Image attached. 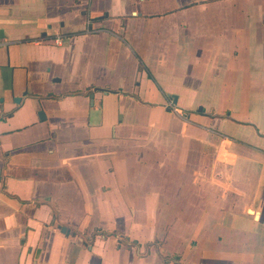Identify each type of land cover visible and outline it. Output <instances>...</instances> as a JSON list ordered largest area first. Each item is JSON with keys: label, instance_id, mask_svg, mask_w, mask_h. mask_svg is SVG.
I'll list each match as a JSON object with an SVG mask.
<instances>
[{"label": "crops", "instance_id": "crops-1", "mask_svg": "<svg viewBox=\"0 0 264 264\" xmlns=\"http://www.w3.org/2000/svg\"><path fill=\"white\" fill-rule=\"evenodd\" d=\"M0 264H264V0H0Z\"/></svg>", "mask_w": 264, "mask_h": 264}, {"label": "water", "instance_id": "water-1", "mask_svg": "<svg viewBox=\"0 0 264 264\" xmlns=\"http://www.w3.org/2000/svg\"><path fill=\"white\" fill-rule=\"evenodd\" d=\"M172 97H173L174 100H175L176 97H175L174 95H173ZM59 229L61 230V232H64V233H66V234L68 233V229H67L65 226H60Z\"/></svg>", "mask_w": 264, "mask_h": 264}]
</instances>
